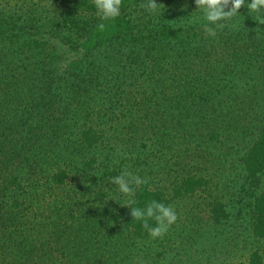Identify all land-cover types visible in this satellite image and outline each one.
Returning <instances> with one entry per match:
<instances>
[{"label": "trees", "instance_id": "16d2710c", "mask_svg": "<svg viewBox=\"0 0 264 264\" xmlns=\"http://www.w3.org/2000/svg\"><path fill=\"white\" fill-rule=\"evenodd\" d=\"M147 2L122 0L120 15L107 21L100 19L93 0H53L49 21L18 10L0 12V264H131L136 243L149 238L127 206L117 213L107 209V198L118 187L112 178L121 175V169L96 166L99 158L91 149L104 134L80 121L83 110L92 107L95 96L106 92L110 83H104L98 66L87 70L77 60L60 72L64 66L52 46L53 39L60 40L93 57L103 48L122 52L128 47L127 38L135 40L128 57L140 68L151 62L147 77L155 82L138 81L137 92L145 95L144 90L156 89L158 96L170 89L178 106H189L178 121L196 125V119L205 120L207 104L196 100H205L195 83L199 62L210 67L223 46L206 33L205 20L176 26L132 18ZM167 2L173 5L176 0ZM247 15L258 28L240 27L229 39L222 35L226 38L222 43L230 51L245 52L243 42L250 33L253 47L260 48L258 55L264 57V36L260 38L264 25L254 20L255 14ZM100 23L105 24L103 31L97 27ZM209 26L215 28L216 37L223 34V28L221 32ZM252 34L259 35L257 43ZM213 65L211 75L219 70ZM193 108L199 116L190 111ZM244 163L252 189L259 188L264 127ZM208 185L204 177L188 176L176 183L173 192L178 198L187 197ZM254 196L253 236L264 240V191ZM172 198L159 182L147 181L136 188L133 206L143 208L151 200L170 205ZM211 211L218 223L230 218L219 200ZM149 224L155 226V221ZM249 264H264L259 251L251 254Z\"/></svg>", "mask_w": 264, "mask_h": 264}, {"label": "rangeland", "instance_id": "374dc122", "mask_svg": "<svg viewBox=\"0 0 264 264\" xmlns=\"http://www.w3.org/2000/svg\"><path fill=\"white\" fill-rule=\"evenodd\" d=\"M156 2L164 5L161 15L144 7L132 18L176 26L202 23L203 19H194L201 16L195 0H176L173 5L167 0ZM52 4L53 0H0V12L11 14L18 10L49 21L53 17ZM248 13L243 6L232 20L221 21L216 28L221 32L223 28V34L215 36L217 44L223 46L219 45V58H212L210 67L199 62V81L195 83L205 100H196L204 104L207 100V104H202L205 120L196 119V125H189L187 119L178 121L183 114L186 116L189 106H178L179 100L170 89L158 96L153 92L156 89L144 90L145 95L137 92L138 81H152L147 77L152 63L140 68L131 62L128 56L135 40L127 38L128 47L122 52L103 48L93 57L52 40L64 66L60 72L77 60L86 69L98 66L104 83H110L106 92L95 96L92 107L83 110L80 120L104 134V139L91 149L99 158L96 166H116L121 174L127 171L148 182L157 181L174 196L170 205L177 213V221L162 238L149 236L139 240L131 264H249L254 251L264 258V240L256 239L252 231L254 194L264 191V173L259 175L260 187L252 189L244 163L245 154L264 127V57L258 55L262 53L260 48L253 47L250 33L243 42L245 52L230 51L222 43L226 38L221 39L222 35L229 39L240 27L246 26L250 31V25L258 28L248 20ZM252 37L257 43L259 35ZM212 65L219 69L213 75ZM130 68H136L130 70L131 76L127 75ZM167 83L170 86L171 81ZM194 109L190 111L199 116L200 112ZM188 176L204 177L209 185L193 195L176 197L174 186ZM110 193L107 209L117 213L128 197L118 187ZM216 200L224 203L230 215L220 223L212 218Z\"/></svg>", "mask_w": 264, "mask_h": 264}, {"label": "clouds", "instance_id": "9594fccd", "mask_svg": "<svg viewBox=\"0 0 264 264\" xmlns=\"http://www.w3.org/2000/svg\"><path fill=\"white\" fill-rule=\"evenodd\" d=\"M93 3L102 21L113 20L120 15L122 0H93ZM195 5L201 16L194 19L207 21L205 31L208 35L215 37L216 30L209 25L219 27L221 21L232 20L239 13V10L245 6V0H195ZM142 7L153 13L159 11L160 15L164 10V5L162 3L158 4L156 0H148L147 4L142 5ZM246 7L249 13L255 14L254 20L258 24L264 25V0H248ZM97 27L100 31H103L105 24L100 23ZM112 183L117 185L118 190L128 197L122 205L130 209V215L133 219L142 222V227L148 231L153 239L162 238L170 226L177 221L178 216L174 207L157 200L149 201L143 208L133 206L137 203L133 199L135 190L140 185L147 183L146 178L124 171L121 175L113 177ZM150 220L155 221V226L149 224Z\"/></svg>", "mask_w": 264, "mask_h": 264}]
</instances>
